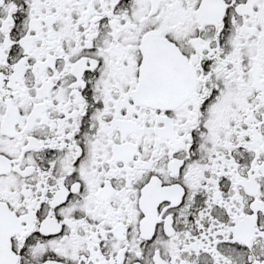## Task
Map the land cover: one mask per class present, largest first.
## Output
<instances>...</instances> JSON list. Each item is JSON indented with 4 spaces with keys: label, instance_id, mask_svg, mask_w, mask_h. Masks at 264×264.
Wrapping results in <instances>:
<instances>
[{
    "label": "snow or ice",
    "instance_id": "6c2138e0",
    "mask_svg": "<svg viewBox=\"0 0 264 264\" xmlns=\"http://www.w3.org/2000/svg\"><path fill=\"white\" fill-rule=\"evenodd\" d=\"M0 264H264V0H0Z\"/></svg>",
    "mask_w": 264,
    "mask_h": 264
}]
</instances>
